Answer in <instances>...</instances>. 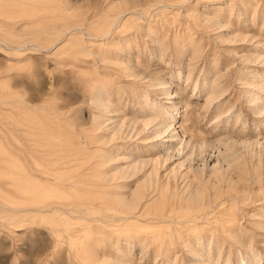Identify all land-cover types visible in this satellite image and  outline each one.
I'll list each match as a JSON object with an SVG mask.
<instances>
[{"label":"rangeland","instance_id":"obj_1","mask_svg":"<svg viewBox=\"0 0 264 264\" xmlns=\"http://www.w3.org/2000/svg\"><path fill=\"white\" fill-rule=\"evenodd\" d=\"M0 264H264V0H0Z\"/></svg>","mask_w":264,"mask_h":264},{"label":"bare ground","instance_id":"obj_2","mask_svg":"<svg viewBox=\"0 0 264 264\" xmlns=\"http://www.w3.org/2000/svg\"><path fill=\"white\" fill-rule=\"evenodd\" d=\"M170 93V92H169ZM171 95V94H170ZM214 97V96H213ZM217 97V96H216ZM215 98V97H214ZM213 99V98H212ZM214 101V100H213ZM213 101H209L210 102V104L213 102ZM176 105V104H175ZM177 107L175 106V108L174 109H176ZM164 124V123H163ZM163 124H160L161 126H166L165 124L163 125ZM162 129H164V128H162ZM159 133H161V131L159 132ZM163 133V132H162ZM158 136H159V134H157ZM156 136V135H155ZM158 138V137H157Z\"/></svg>","mask_w":264,"mask_h":264}]
</instances>
